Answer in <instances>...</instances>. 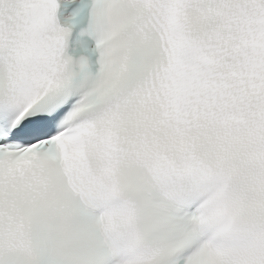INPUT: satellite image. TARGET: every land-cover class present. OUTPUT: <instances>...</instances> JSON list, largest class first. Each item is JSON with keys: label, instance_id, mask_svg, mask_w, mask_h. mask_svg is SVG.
Wrapping results in <instances>:
<instances>
[{"label": "snow or ice", "instance_id": "6c2138e0", "mask_svg": "<svg viewBox=\"0 0 264 264\" xmlns=\"http://www.w3.org/2000/svg\"><path fill=\"white\" fill-rule=\"evenodd\" d=\"M68 2L0 0V264H264V0Z\"/></svg>", "mask_w": 264, "mask_h": 264}]
</instances>
